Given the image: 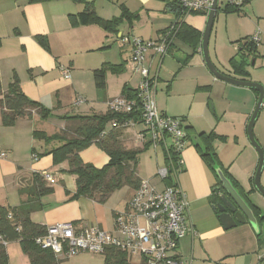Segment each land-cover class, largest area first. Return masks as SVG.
Masks as SVG:
<instances>
[{
	"label": "crops",
	"instance_id": "0c3cea01",
	"mask_svg": "<svg viewBox=\"0 0 264 264\" xmlns=\"http://www.w3.org/2000/svg\"><path fill=\"white\" fill-rule=\"evenodd\" d=\"M86 1L101 19L118 17L123 10L131 18H123L116 30L108 31L97 23L71 24L69 15L84 10V4L79 1L0 0L1 91L4 93L16 76L21 91L51 113L47 119H41L32 112L5 126L0 111V146L6 151V157L0 159V206L16 207L31 198L28 189L34 185L33 173L48 171L55 182L50 186L51 192L32 202L34 206L29 213L32 223L48 226L71 222L76 227L97 226L116 234L114 214L124 210L134 189L130 187L124 191L122 188V197H119L122 200L118 201L112 199L117 190L103 203L86 196L72 198L76 177L67 172L68 161L54 164L51 155L41 154L60 143L46 144L36 139L33 131L52 135L74 126V122L62 118L64 116L106 113L111 99L122 96L125 86L137 88L140 81V75L130 61L131 45L123 42L121 37L131 35L142 40H157L170 26L178 27L183 22L200 35L196 50L193 51L191 43L176 37L164 56L149 50L144 61L156 76L155 97L158 92L161 94L158 101L155 99L157 110L161 114L183 118L185 125L192 129L181 154L184 165L177 182L188 201L187 221L192 224L193 232L179 240L175 254L183 264H263L264 236L258 237L247 221L225 229L212 209L211 205L218 199L211 201L210 196L213 193L218 196L223 189L216 184L214 171L204 163L196 147L202 148L198 133L212 131L226 137L225 141L215 140L212 144L221 169L237 181L258 207L251 198L255 194L251 178L258 155L251 148L246 133L258 92L216 79L206 67L201 54L206 13L178 16V4L173 0ZM223 14L225 25L220 29H213L212 25L208 40V53L211 48L213 59L221 68L211 61L219 71L231 77L263 81L264 75L253 79L234 74L229 59L237 56L240 39L251 36L258 29L264 31V0H250L241 11ZM38 36L44 37L48 48L42 45ZM262 40L254 61L260 58L264 65V38ZM101 66L106 68L105 87L99 90L93 71ZM66 74L69 77H65ZM263 110L262 105L253 134L264 153V118L260 119ZM139 130V126L121 129L119 137L127 148L130 145L142 147L137 139ZM148 151L151 154L147 157L145 152ZM145 152L140 154L136 167H148V171L144 173L146 176L140 177L138 172L137 176L162 189L163 183L156 171L164 166L163 152L153 147ZM33 153L38 154L36 159L32 157ZM79 155L84 163L96 167L103 166L109 159L96 144L84 148ZM261 185L264 188V170ZM5 244L9 264H30L18 241ZM57 257L62 264L106 263L105 255L92 252ZM127 264L144 263L139 259H128Z\"/></svg>",
	"mask_w": 264,
	"mask_h": 264
},
{
	"label": "trees",
	"instance_id": "16d2710c",
	"mask_svg": "<svg viewBox=\"0 0 264 264\" xmlns=\"http://www.w3.org/2000/svg\"><path fill=\"white\" fill-rule=\"evenodd\" d=\"M75 1L82 2L84 4V10L77 14L69 15L70 22L73 26L97 23L105 30L114 31L123 18H131V15L123 10V13L118 17L101 19L93 11L89 2L86 0ZM173 1L178 4L176 0ZM249 1L250 0H240L239 5H236L235 3L229 4L225 1L224 7L220 8V10L225 13L239 12L241 11V7ZM178 8V16L186 13L179 4ZM188 13L202 12L191 11ZM170 27L168 29H170ZM176 28L174 38L181 37L186 40L187 43L192 44L193 51L196 50L198 43L196 41H198L200 37L198 31L185 25L183 22L179 23ZM38 38L42 45L48 48L44 37L38 36ZM237 46V56L231 57L229 59V64L234 74L246 78L249 76L246 69L248 66L247 59L255 58L257 56L258 45L253 43L249 36L240 39ZM108 67L111 70H114L113 66L108 65ZM105 72L106 68L104 66L93 71L95 86L99 90L104 89L105 87ZM0 94H2V97L0 98V111L2 122L5 126L12 125L18 117L24 115L30 116L32 112L38 114L41 119H47L51 116L49 109L39 102L28 98L21 91L16 76L4 93H2L0 87ZM121 97L135 100L138 105L139 101L136 88L132 89L125 86ZM62 118L73 121L74 126L52 135H47L40 130H34L33 136L36 139L43 140L46 144H50L53 141L60 143L50 149L44 150L41 154L51 155L54 164H59L64 160L68 161L69 169L67 172L76 177V191L72 198L86 196L103 203L112 192L118 190L124 185L130 186L134 190L139 186L141 179L137 176L136 166L139 162L140 154L152 146L149 141H145L143 144L140 143V145H142L141 148H127L119 137L121 129L127 127H114L111 123L114 121H119L121 123L123 121L131 120L135 123V126L140 127L138 132H145L141 122L142 117L140 110L137 109L130 113H115L107 108V112L104 114L93 113L89 115H69ZM181 119L183 121V129L187 140V138L190 137L192 129L190 126L185 125L183 118ZM197 136L202 148L199 145H196V147L204 163L212 171H214L215 166L222 168L212 144L215 140L225 141L226 137L216 135L212 131L201 132L198 133ZM91 144H96L100 149L105 151L109 157L107 163L101 167H96L91 163H84L80 158L79 152ZM161 150L163 152L164 164L166 167H175L173 166V163L170 164L169 161L175 162L178 158V153L171 152V150H169L168 153V151L166 152L163 148ZM33 155H35L36 158L38 156V154L35 153H33ZM222 171L224 175L230 179L233 186L248 204L257 223L260 224L264 221V216L261 215L260 209L249 200L243 188L226 170L222 169ZM33 183L34 185L28 189L30 196L32 195L31 198L28 197L26 201L21 202L20 205L16 207L0 206V264H9L5 243L11 241H18L20 243L22 251L29 258L30 264H62L60 258L57 257L51 248H43L36 242V238L45 234L46 226L32 223L29 219V213L33 209V201L37 200L43 194L51 192V184L44 179L42 172L33 173ZM164 183L166 185L172 184L171 176H167ZM216 184L219 185V187L221 185L218 178ZM251 184L252 190H255L252 178ZM216 199H218V196H215L213 193L210 196V200L212 201ZM116 214L117 213L114 214V217ZM259 235L260 233H258L257 236L259 237ZM105 262L110 264H127V256L125 253L111 247L106 250Z\"/></svg>",
	"mask_w": 264,
	"mask_h": 264
},
{
	"label": "built area",
	"instance_id": "2783aa9c",
	"mask_svg": "<svg viewBox=\"0 0 264 264\" xmlns=\"http://www.w3.org/2000/svg\"><path fill=\"white\" fill-rule=\"evenodd\" d=\"M186 12L207 13L212 0H176ZM229 4L239 5L240 0H225ZM176 27L171 26L157 40H142L140 37L125 35L121 40L131 45V63L140 75L136 88L138 105L135 100L116 97L108 102V108L115 113H130L137 109L141 112L145 132H138L140 143L149 141L155 148L166 152L178 153L173 163L175 167H160L157 177L163 188L148 179H141L139 186L127 203L126 208L114 217L116 234L97 226L76 227L71 222H59L46 226L43 236L36 238L41 247H49L58 256H71L80 252H92L105 255L108 248H115L129 259H139L144 264H183L175 252L179 240L187 233L193 232L192 224L187 221L188 201L179 187L177 178L183 168L182 151L186 146V134L181 118L161 114L156 107V76L145 64V54L152 50L160 57L167 53L172 44ZM264 31L258 29L250 36L256 45L263 42ZM69 77V75H65ZM114 127H133L135 123L114 121ZM6 157V151L0 146V159ZM36 159L35 155H32ZM44 179L53 184L55 178L48 171H43ZM171 176L172 184L166 185L165 178ZM110 264V263H105Z\"/></svg>",
	"mask_w": 264,
	"mask_h": 264
},
{
	"label": "water",
	"instance_id": "95a60500",
	"mask_svg": "<svg viewBox=\"0 0 264 264\" xmlns=\"http://www.w3.org/2000/svg\"><path fill=\"white\" fill-rule=\"evenodd\" d=\"M219 1L220 0H212V4L208 12L206 13L205 25L201 36V54L206 67L216 79L228 82L236 86L255 89L258 92L255 106L246 125V133L249 143L252 145L258 155V163L252 177V183L255 190L264 197V188L260 183V175L264 166V153L262 147L253 134V126L255 120L264 102V85L250 80L238 79L226 75L219 71L211 61L208 53V40L216 11L219 8ZM252 61L254 62V58ZM214 171L216 177L221 183L220 188H222L223 191L218 194V200L211 206L212 209L217 213L222 226L225 229H229L236 226L237 223H244L245 221H247L253 226L258 234V223L248 204L239 194L237 189L233 186L230 179L224 175L222 169L219 166H215Z\"/></svg>",
	"mask_w": 264,
	"mask_h": 264
},
{
	"label": "rangeland",
	"instance_id": "374dc122",
	"mask_svg": "<svg viewBox=\"0 0 264 264\" xmlns=\"http://www.w3.org/2000/svg\"><path fill=\"white\" fill-rule=\"evenodd\" d=\"M224 5H225V0H220L219 1V5H218V7H219V9H218V15H217V18H216V20H215V22H214V26H213V29L215 28V27H217V28H223V25H225L224 24V12L223 11H221L220 10V8H222V7H224ZM218 19H219V21H218ZM213 37V36H212ZM209 50V49H208ZM209 56H210V58H211V60L214 62V64L218 67V68H221L215 61H214V59H213V52L211 51V48H210V52H209ZM253 60V58H249L248 59V66H247V68L249 69V72H250V77H252L253 79H255V78H257L258 76H263L264 75V70L262 69V67L260 66V65H262V60L259 58V59H257L256 61H252ZM262 66H264V65H262ZM264 68V67H263ZM261 80H263V81H261V82H259V81H254L253 80V82H257V83H260V84H262V85H264V78H261ZM263 82V83H262ZM243 89H247V88H243ZM160 96H161V94L158 92L157 93V95H156V97H155V99H156V101H158V99L160 98ZM263 106H264V104H263ZM264 111V110H263ZM263 118H264V114H261V116H260V119L261 120H263ZM41 122H39L38 123V126H40L41 124H40ZM131 147L130 148H135V146H133V145H130ZM251 146V145H250ZM251 148L252 149H254L252 146H251ZM254 153L257 155V153H256V151H255V149H254ZM142 154H144V152H142ZM151 154V152L150 151H148V152H145V155L148 157L149 155ZM142 159V158H141ZM149 160H153L152 158H148ZM264 167V166H263ZM263 170L264 169H262V172H263ZM148 171V167H138L137 168V172H138V175L140 176V177H142V176H146L144 173H146ZM150 172V171H149ZM262 172H261V175H260V183H261V176H262ZM122 188L124 189V191H127V190H129V189H131L130 188V186H128V185H124V186H122L121 188H119L117 191H119V192H117L116 190V192H115V194H114V196H113V200L114 201H118V200H122L121 198H119V197H122ZM252 200L258 205V207H259V209L261 210V214L262 215H264V197L262 196V195H260L257 191H255V194H253L252 195ZM264 222V221H263ZM258 230H259V233L261 234L260 236L261 237H263L264 236V223H263V225L261 226V225H259L258 224Z\"/></svg>",
	"mask_w": 264,
	"mask_h": 264
}]
</instances>
